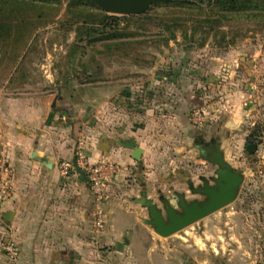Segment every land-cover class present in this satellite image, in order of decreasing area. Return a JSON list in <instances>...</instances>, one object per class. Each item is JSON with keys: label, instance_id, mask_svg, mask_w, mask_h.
<instances>
[{"label": "rangeland", "instance_id": "obj_1", "mask_svg": "<svg viewBox=\"0 0 264 264\" xmlns=\"http://www.w3.org/2000/svg\"><path fill=\"white\" fill-rule=\"evenodd\" d=\"M176 1L119 15L118 24L105 28L101 21L107 12L96 2L99 7L85 0L5 4L0 92H60L70 98L85 82L136 84L130 113L145 125L135 133L149 148L137 179H143L148 195L158 204L159 196L173 191L192 196L188 183L211 177L215 168L200 147L219 143L233 167L247 168L239 195L252 199L264 193V24L241 16L208 21V7L189 10ZM186 95L192 104H183ZM250 137H256L253 153L247 151ZM188 227L175 234L200 232Z\"/></svg>", "mask_w": 264, "mask_h": 264}, {"label": "crops", "instance_id": "obj_2", "mask_svg": "<svg viewBox=\"0 0 264 264\" xmlns=\"http://www.w3.org/2000/svg\"><path fill=\"white\" fill-rule=\"evenodd\" d=\"M135 87L85 82L70 98L0 92V162L9 181L0 191V235L18 249L15 260L0 251V264H264V193L239 195L229 212L226 206L190 225L200 227L197 234L164 240L144 223L147 214L137 198L147 191L137 177L149 148L135 133L145 125L130 113ZM136 98L140 108L142 97ZM192 103L186 95L183 104ZM129 137L144 150L140 160L118 143ZM79 146L91 163L121 166L102 193L79 173H61L60 163L75 161Z\"/></svg>", "mask_w": 264, "mask_h": 264}, {"label": "water", "instance_id": "obj_3", "mask_svg": "<svg viewBox=\"0 0 264 264\" xmlns=\"http://www.w3.org/2000/svg\"><path fill=\"white\" fill-rule=\"evenodd\" d=\"M96 2L104 11L116 15H139L147 11L153 4L169 0H92ZM118 143L124 147L132 149V157L140 160L143 155V148L134 137L119 138ZM214 155L202 156L218 166L215 176V185L204 187L207 198L202 200L188 201L182 196L179 201V209L176 203L161 197L163 206L158 204L154 198L148 197L143 192L137 202L147 208L148 214L143 218L145 224L149 225L158 235L170 237L184 228L200 221L204 217L230 205L239 196L240 189L245 179L246 167L235 168L225 158L219 143ZM257 150L254 143L247 144V151L253 153ZM81 180L90 182L86 171L76 166ZM183 195V194H182Z\"/></svg>", "mask_w": 264, "mask_h": 264}, {"label": "trees", "instance_id": "obj_4", "mask_svg": "<svg viewBox=\"0 0 264 264\" xmlns=\"http://www.w3.org/2000/svg\"><path fill=\"white\" fill-rule=\"evenodd\" d=\"M14 1H22V0H0V9L5 6V4L14 2ZM42 0H29L31 4H36L41 2ZM88 3L99 7L92 0H85ZM163 3H171L169 1H163ZM178 6H186L189 10L198 9L204 11L206 7L210 10L208 13V17L206 18L208 21H216L221 22L233 16H241L246 17L248 19L256 20L264 24V0H178L175 2ZM212 13V14H210ZM214 13V14H213ZM213 16L217 17L212 20ZM119 15H109L105 13L102 16V27H107L109 25L113 26L114 24H118L120 20ZM1 27V26H0ZM92 32L94 30L98 33H101V29L99 28H90ZM90 30L87 31V34L90 33ZM101 30V31H100ZM251 139H255L256 137H250Z\"/></svg>", "mask_w": 264, "mask_h": 264}, {"label": "built area", "instance_id": "obj_5", "mask_svg": "<svg viewBox=\"0 0 264 264\" xmlns=\"http://www.w3.org/2000/svg\"><path fill=\"white\" fill-rule=\"evenodd\" d=\"M75 161L64 160L60 163L61 173L65 176L76 174V166L81 167L90 178V182L101 191L110 182L111 176L121 170V166L115 163H91L85 149L79 146L75 152ZM5 170L4 162H0V174ZM9 188L7 177H0V191L5 192ZM102 194H99V205L97 207L95 225L99 229L104 223L103 210L101 206ZM0 251H2L11 260H15L18 255L16 244L0 235Z\"/></svg>", "mask_w": 264, "mask_h": 264}, {"label": "flooded vegetation", "instance_id": "obj_6", "mask_svg": "<svg viewBox=\"0 0 264 264\" xmlns=\"http://www.w3.org/2000/svg\"><path fill=\"white\" fill-rule=\"evenodd\" d=\"M254 139L249 138L248 139V144L249 143H253ZM217 150L215 143H205L200 147V154L201 156H206V155H214V152ZM257 151V150H256ZM217 169L218 166L215 165L214 168V173L211 175V177L209 178H203L202 181L198 184H194V183H188V192L191 193L192 196H189L187 194H185L184 192H180V191H173L172 195H167L165 196V198L171 200L173 203H176V207H178L179 209V205H178V201L182 196H185V199L188 201H192V200H202L207 198V196L205 195V193H201V191H204V187L207 186V183L209 184V186H213L215 185V176L217 173ZM183 194V195H182ZM161 197L159 196V199ZM160 205L163 206V203L160 200Z\"/></svg>", "mask_w": 264, "mask_h": 264}]
</instances>
